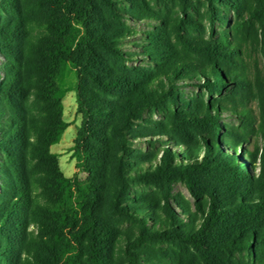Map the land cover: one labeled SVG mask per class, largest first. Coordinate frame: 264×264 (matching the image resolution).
Segmentation results:
<instances>
[{
  "label": "trees",
  "instance_id": "1",
  "mask_svg": "<svg viewBox=\"0 0 264 264\" xmlns=\"http://www.w3.org/2000/svg\"><path fill=\"white\" fill-rule=\"evenodd\" d=\"M0 60V264H264V0H0ZM69 69L82 199L51 150Z\"/></svg>",
  "mask_w": 264,
  "mask_h": 264
},
{
  "label": "rangeland",
  "instance_id": "2",
  "mask_svg": "<svg viewBox=\"0 0 264 264\" xmlns=\"http://www.w3.org/2000/svg\"><path fill=\"white\" fill-rule=\"evenodd\" d=\"M129 25H131L137 34L134 37L126 40L122 49L128 54L137 55L134 59L136 64L143 61L144 45H145V33L152 30L153 22H135L128 20ZM1 62V60H0ZM262 66V64H261ZM60 84L65 91L64 104L65 113L64 118L69 124V128L63 134V137L59 144L54 145L51 150L57 153L60 158V166L66 177L70 179L76 178V189H78V199L86 197L89 193L88 185V172L85 169L77 168V161L73 159L72 148L74 146V140L76 138L77 130L81 125V116L77 112V97L75 91L76 78L75 73L72 70H68L66 75L60 79ZM180 92H183L185 96L191 101V104L197 100L209 101L212 99V95H208L205 92L196 89L190 85L183 86L179 88ZM226 95H231V88L225 86L222 89L221 95H214L213 99L222 98ZM212 99V100H213ZM250 114L254 116V128H257L259 124L260 110L258 103L251 102L249 104ZM242 118L240 114H235L230 111H225L220 116V122L224 126H228L231 129H237L242 124ZM222 143L224 144V139L222 138ZM138 149L148 150L147 145L143 141H139L136 146ZM245 147L251 151L262 147V139L257 135L252 126L248 127V140ZM173 193L175 195H183L188 198L191 202L192 198L185 187L184 184L178 183L174 186ZM128 227V226H127Z\"/></svg>",
  "mask_w": 264,
  "mask_h": 264
}]
</instances>
